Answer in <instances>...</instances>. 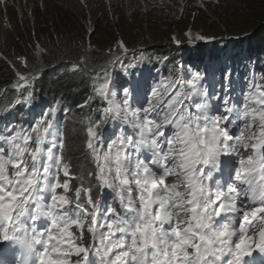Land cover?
I'll use <instances>...</instances> for the list:
<instances>
[{
    "label": "snow or ice",
    "instance_id": "6c2138e0",
    "mask_svg": "<svg viewBox=\"0 0 264 264\" xmlns=\"http://www.w3.org/2000/svg\"><path fill=\"white\" fill-rule=\"evenodd\" d=\"M185 36L189 44L216 39L191 29ZM118 44L120 54L110 49L95 73L103 83L78 106L101 104L82 121L95 184L77 187L74 203L55 119L61 109H43L29 92V113L41 107L35 126L0 129V248L18 245V264H73L72 256L74 264H251L254 249L264 254V82L247 75L248 64L244 73L221 64L181 65L154 85L142 73L133 83L129 49ZM36 54L47 50L37 45ZM253 67L264 69L259 57ZM37 71L19 77L23 91L47 74ZM169 176L177 182L167 184ZM86 224L90 246L82 243Z\"/></svg>",
    "mask_w": 264,
    "mask_h": 264
},
{
    "label": "trees",
    "instance_id": "16d2710c",
    "mask_svg": "<svg viewBox=\"0 0 264 264\" xmlns=\"http://www.w3.org/2000/svg\"><path fill=\"white\" fill-rule=\"evenodd\" d=\"M51 1L59 5V9L52 10L50 17L37 16L38 25L30 11L24 10L26 28L20 26L16 19L13 21L12 15L11 24L0 26V85L11 80L12 66L18 68L22 63L21 58H28L31 62L36 60L37 45L47 50V54L39 55L42 62L64 63L52 71L60 79L54 82V88L61 89L63 95L68 90L70 94L74 92L69 94L68 100L76 103L82 97L87 100L93 96L91 86L99 87L103 83L102 79L93 81L95 76L89 68L105 65L111 58L109 50L121 41L127 48L146 45L152 48L150 52L157 51L165 56L175 51L167 45L173 36L186 37L188 29L195 35L202 32L200 26L205 27L210 22L214 24L208 30L216 35L250 32L257 33L259 40L264 41V0H214L217 2L214 6L218 5L214 8L217 15H196L190 20L193 18L190 14L196 7L191 4L186 11L189 22H183V16L179 17L181 0H173L174 5L170 3L171 11L169 14L165 12V17L159 13H156L159 14L156 17L151 14L146 17L145 13L141 16L133 12L154 6L156 0H142L145 2L142 5L138 1L128 0L124 4H112L109 8L102 0H99V4L87 0L83 3L78 0ZM76 61L86 66L79 65V70L73 73V62Z\"/></svg>",
    "mask_w": 264,
    "mask_h": 264
},
{
    "label": "rangeland",
    "instance_id": "374dc122",
    "mask_svg": "<svg viewBox=\"0 0 264 264\" xmlns=\"http://www.w3.org/2000/svg\"><path fill=\"white\" fill-rule=\"evenodd\" d=\"M24 2H23V5L24 4H26V3H29L30 5H32V0H23ZM121 2H123V1H121ZM30 8H31V6H30ZM181 8L182 9H184V11H187L188 10V8H190V7H185V6H183V5H181ZM211 10V8H209V10L208 11H210ZM48 17H50L51 16V14L49 13V14H46Z\"/></svg>",
    "mask_w": 264,
    "mask_h": 264
},
{
    "label": "bare ground",
    "instance_id": "6f19581e",
    "mask_svg": "<svg viewBox=\"0 0 264 264\" xmlns=\"http://www.w3.org/2000/svg\"><path fill=\"white\" fill-rule=\"evenodd\" d=\"M85 1V0H84ZM95 3H97V4H99V0H96V1H94ZM184 10V9H183ZM128 39H130V38H128ZM64 48V47H63ZM130 48V47H129ZM116 54V53H115ZM96 87V86H95ZM91 88V90H93L94 91V86H91L90 87Z\"/></svg>",
    "mask_w": 264,
    "mask_h": 264
}]
</instances>
